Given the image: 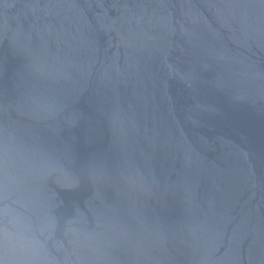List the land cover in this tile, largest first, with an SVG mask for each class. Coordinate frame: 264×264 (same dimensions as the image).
Returning <instances> with one entry per match:
<instances>
[{
  "label": "water",
  "instance_id": "1",
  "mask_svg": "<svg viewBox=\"0 0 264 264\" xmlns=\"http://www.w3.org/2000/svg\"><path fill=\"white\" fill-rule=\"evenodd\" d=\"M0 264H264V0H0Z\"/></svg>",
  "mask_w": 264,
  "mask_h": 264
}]
</instances>
